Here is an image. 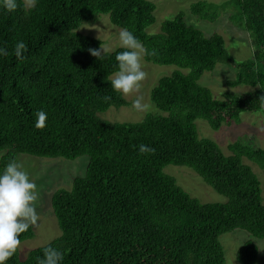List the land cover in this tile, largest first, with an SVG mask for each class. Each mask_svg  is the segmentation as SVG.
<instances>
[{
  "label": "trees",
  "instance_id": "obj_1",
  "mask_svg": "<svg viewBox=\"0 0 264 264\" xmlns=\"http://www.w3.org/2000/svg\"><path fill=\"white\" fill-rule=\"evenodd\" d=\"M17 3L11 12L0 6V45L9 51L0 57V170L21 154L68 161L87 156L89 163L71 189L52 195L61 236L25 260L17 250L8 264H38L48 246L64 253L63 264H225L222 235L241 229L264 239L261 183L243 162L264 170V149L237 141L226 155L214 141L200 138L195 124L204 120L219 131L244 113L264 112V0H228L227 6L201 0L190 6L194 17L210 23L221 9H233L231 23L247 31L253 47V59L240 62L222 35L205 36L186 23L183 13L150 33L156 5L148 0ZM98 15L132 31L148 50L146 62L179 69L150 93L160 114L138 123L100 118L128 102L111 87L118 70L115 56L125 49L98 59L88 49H100L103 42L77 32ZM20 40L28 45L24 60L15 56ZM218 64L237 73L229 88L253 91L226 92L217 99L199 81ZM41 109L48 114L47 126L37 129L35 113ZM140 144L155 151L140 154ZM169 165L192 169L226 202L192 198L164 173ZM34 236L32 226L20 239ZM258 256V246L247 241L237 261L256 264Z\"/></svg>",
  "mask_w": 264,
  "mask_h": 264
},
{
  "label": "rangeland",
  "instance_id": "obj_2",
  "mask_svg": "<svg viewBox=\"0 0 264 264\" xmlns=\"http://www.w3.org/2000/svg\"><path fill=\"white\" fill-rule=\"evenodd\" d=\"M156 5V24L148 31L150 33L159 32L163 22L173 19L176 15L183 13L188 25L201 30L205 36L210 37L220 34L224 37L226 47L232 57L237 61L253 59V47L251 38L247 31L231 23L230 16L233 13L231 7H226L219 11V17L215 22L198 20L190 13L192 3L201 0H148ZM220 6H227L228 0H203ZM26 5L32 6L31 0H24ZM119 28L114 27L108 15H98L93 21L82 23L77 30L79 34L101 40V46L106 50V54L118 49H124L119 41ZM143 70L147 73L144 81L141 82L139 92L123 95L128 102V106L121 108L111 107L105 113L100 114V118L110 123H138L144 120L149 114H160L150 100V93L161 78L168 77L176 70L175 66H159L145 61L142 58ZM236 71L226 65L218 64L214 71L205 72L199 81L201 86L210 89L217 99H223L226 92L249 93L253 89L239 86L231 89L227 82L236 78ZM112 78V77H111ZM144 97L146 109L142 112L132 107L137 96ZM200 138H206L218 144L226 155H231L228 147L232 143L241 141L245 145L264 149V112L258 114L244 113L238 123L230 127H222L219 131L212 130L204 120L195 122ZM3 153H0V158ZM19 162H22L29 171L31 179L37 184L39 198L36 208L40 215V220L34 228V238L23 241L18 248L19 256L25 260L29 253L37 248L44 247L58 237L61 231L51 205L52 195L59 189H71L73 179L83 177L89 163L87 156H82L75 161H68L62 158H40L25 154L19 155ZM261 183L262 204L264 205V170L253 162L243 159ZM164 173L174 177L178 185L192 198L205 204H223L226 198L217 193L207 185L202 178L192 169L182 166L169 165L164 169ZM247 241L255 243L259 248V256L256 264H264V239H258L244 230L238 229L226 233L220 237V243L224 251L225 264H240L237 261V252Z\"/></svg>",
  "mask_w": 264,
  "mask_h": 264
},
{
  "label": "clouds",
  "instance_id": "obj_3",
  "mask_svg": "<svg viewBox=\"0 0 264 264\" xmlns=\"http://www.w3.org/2000/svg\"><path fill=\"white\" fill-rule=\"evenodd\" d=\"M37 0H32L33 7ZM0 6L8 11H14L18 7L17 0H0ZM119 41L124 51L115 56L118 70L113 73L111 87L114 91L129 95L139 92L141 82L145 80L147 73L143 70L142 58L149 54L148 50L135 34L128 28L119 30ZM28 45L23 41L15 44V56L18 60L26 59L25 53ZM91 56L98 59L104 58V48L88 49ZM151 54H155L154 52ZM9 55L7 47L0 45V57ZM111 100V96L104 97ZM264 99V97H262ZM132 107L137 111H144V97L137 96ZM48 114L43 109L35 113V127L43 129L47 126ZM155 150L148 145L140 144V154L152 153ZM39 198L38 186L31 179L29 171L22 162L17 159L10 160L0 170V264H8L21 245V234L27 232L30 227L36 225L40 215L36 208ZM64 253L52 246L43 250V256L38 257V264H63Z\"/></svg>",
  "mask_w": 264,
  "mask_h": 264
}]
</instances>
